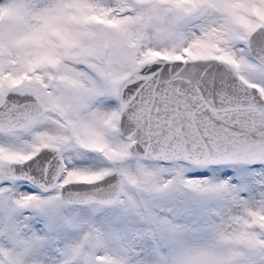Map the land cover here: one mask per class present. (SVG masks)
<instances>
[{
    "label": "snow or ice",
    "instance_id": "1",
    "mask_svg": "<svg viewBox=\"0 0 264 264\" xmlns=\"http://www.w3.org/2000/svg\"><path fill=\"white\" fill-rule=\"evenodd\" d=\"M0 264H264V0H0Z\"/></svg>",
    "mask_w": 264,
    "mask_h": 264
}]
</instances>
